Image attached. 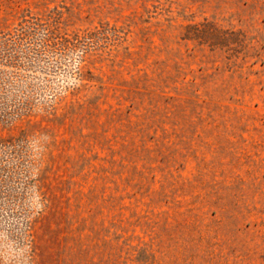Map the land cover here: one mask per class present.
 <instances>
[{
    "label": "rangeland",
    "instance_id": "374dc122",
    "mask_svg": "<svg viewBox=\"0 0 264 264\" xmlns=\"http://www.w3.org/2000/svg\"><path fill=\"white\" fill-rule=\"evenodd\" d=\"M0 264H264V0H0Z\"/></svg>",
    "mask_w": 264,
    "mask_h": 264
}]
</instances>
